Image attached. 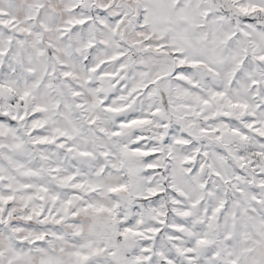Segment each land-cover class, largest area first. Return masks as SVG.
<instances>
[{
	"label": "snow or ice",
	"instance_id": "6c2138e0",
	"mask_svg": "<svg viewBox=\"0 0 264 264\" xmlns=\"http://www.w3.org/2000/svg\"><path fill=\"white\" fill-rule=\"evenodd\" d=\"M0 264H264V0H0Z\"/></svg>",
	"mask_w": 264,
	"mask_h": 264
}]
</instances>
